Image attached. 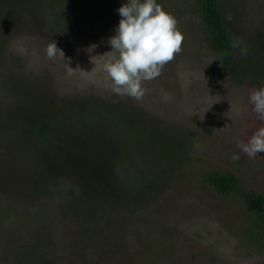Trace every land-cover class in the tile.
I'll list each match as a JSON object with an SVG mask.
<instances>
[{
	"label": "rangeland",
	"instance_id": "374dc122",
	"mask_svg": "<svg viewBox=\"0 0 264 264\" xmlns=\"http://www.w3.org/2000/svg\"><path fill=\"white\" fill-rule=\"evenodd\" d=\"M25 3L43 6L21 11ZM51 3L0 0V18L11 14L10 22L21 24L8 26L0 44V264H44L45 258L63 264H264V249L245 234L251 213L243 199L238 192L221 194L204 178L212 168L222 167L238 176L246 189L264 192V153L250 158L239 147L264 127L248 102L250 92L264 87V80L232 83L191 17L194 0H163V9L174 15L184 36L181 51L159 77L143 82L141 98L117 94L104 64L112 50L108 40L121 19L117 10L127 0H64L70 26L56 31L48 18ZM221 3L243 45L253 42L264 52V0ZM18 10L19 16L12 17ZM50 42L64 57H47ZM89 97L121 107L138 103L160 120L168 135L189 129L194 148L187 153L171 151L172 164L165 167V161L163 169L154 161L160 144L150 120L133 124L137 137L117 134L115 139L109 131L108 136H96V146L89 145L79 120L70 119L79 117L84 124L71 104ZM61 109L66 116L58 113ZM47 116L55 119L54 135L38 141L34 124ZM106 125L104 120L101 126ZM73 141L76 154L69 146ZM64 143L67 162L82 171L85 152L103 150L102 158L112 161L110 178L101 182L100 176L94 177L98 171H86L83 180L73 167L66 177L71 183L68 199L73 201L44 194L36 198L35 174L41 175L37 183L46 181L48 171L42 168L48 162L46 153L54 146L60 151ZM28 164L37 170L30 172ZM147 172L158 175L156 186H164L147 193L142 207L121 206L119 192L130 181L134 188H148ZM6 178L15 180V189ZM106 199H116L110 205L114 211L104 216L99 210H86L83 218L89 219L83 224L82 211L79 215L76 208H92L91 203L99 205ZM67 209H76L68 216L71 222ZM46 231L50 245L39 239ZM36 240L41 263L31 252L15 248L30 247Z\"/></svg>",
	"mask_w": 264,
	"mask_h": 264
},
{
	"label": "trees",
	"instance_id": "16d2710c",
	"mask_svg": "<svg viewBox=\"0 0 264 264\" xmlns=\"http://www.w3.org/2000/svg\"><path fill=\"white\" fill-rule=\"evenodd\" d=\"M157 3L161 4L163 7V0H157ZM193 4L194 10L191 11V17H194L197 27L204 35L205 42H207L208 47L220 63L221 67L229 75L232 83L237 85L261 83V79L264 80V52L261 51L260 48L257 47L253 42L251 43L250 47H245L242 43L243 41H241L232 32L225 18L221 0H194ZM21 6V11H24L27 10L28 7L42 8L43 4L41 3L39 5H31L25 3ZM49 6L51 7L50 12H52L51 14H48L51 28L54 31L68 29L70 26V17L64 7V0H52V3ZM165 11H167V8H165ZM10 15L11 14H9L7 17L0 18V44H4L2 35L8 26H21V24L17 23L15 20L13 23H11ZM16 16H19V10L15 14L12 13V17ZM241 49H246V54H241ZM71 105L77 111V114H82L80 116L85 120V122L83 124L79 117L76 119H70H73L75 122H77L76 120H79L82 128L80 126L79 127L86 134L85 142H87L89 145L90 143H93L94 146H96V136H98L100 133H102V137L108 136L106 133L109 131L114 134L115 139H117V134L123 135L124 138H130V136L137 137L135 132L136 127L133 126V124L150 120L152 123L151 128L154 130L153 133H155L153 136L155 135L154 138L157 140L158 144H160L157 147L159 148V152L155 155L154 161H156L157 165L161 166L163 169L165 168L162 164L165 161V167L172 164V161L169 159L171 156V151H173L175 154L178 152L187 153L194 148V136L191 134L189 129L188 131L187 128H183V130L180 131L179 129H175L173 133L168 135L165 131L164 125L160 123V120H157L155 115L144 111V109H142L138 103H130L125 107H121L96 97H89L83 98L80 101L77 100ZM58 113L62 114V116H66L63 109H61V111ZM54 120L55 119L53 116L39 118L34 124L32 131L34 138H37L38 141H44L48 138L51 139L55 131ZM104 120L105 124H107L106 127L101 126V124L103 125ZM95 127L96 129L99 128L100 130L97 129L94 131ZM89 130L93 131V134L95 135L88 133ZM150 134L152 133L150 132ZM61 139L62 138L56 140V142L61 141ZM69 146L72 153L76 154L74 151L75 142H71ZM103 153V150L99 151L96 149L85 152V163L83 164L84 169L82 171L80 167L76 166L77 164L72 166L67 162L68 157L66 154V143H64L63 149L60 151L54 146L51 152L46 153L48 154V162H46L47 164L42 163L44 164L42 168L48 171L47 179L46 181H43L42 178V181L37 183L40 181L41 175L36 173V183L32 187V192L34 195L36 194V198H38L39 195L44 194L48 196V198H53L55 200L61 199L63 202L73 201V199H68L70 198L69 189L71 183L69 182L67 184L66 179L67 175L73 172L71 170L73 167L74 170L79 171V174L77 173L76 175H81V179L83 180L84 177H82V174H84L86 171H98L94 177L98 180L100 176L101 182L103 180L106 183L107 178H110L112 173L110 170V164H112V161L104 160L102 158ZM177 156L181 157V155ZM80 160H84V157ZM105 161L108 164L105 163ZM27 167L29 168L30 172L37 170L34 166L31 167V164H28ZM5 173L7 174V170ZM146 174L148 176V188L144 191H142V188H134V181H130L128 185L124 186L121 192H119L118 200L121 206L127 207L130 204H135L139 207H142V203L146 201L145 198H149L148 195H152L154 192L156 193L159 187L164 186H156V182H158L156 181L158 177L156 173L150 175L147 172ZM33 176L34 174L31 173L29 178L31 179ZM204 178L223 195H228L232 192H238L240 197L243 199L246 208L251 213L249 216L251 223H249V226L246 229V237L250 238V241L253 242V244L264 249V192L262 193L255 190L253 191L246 189L238 176L228 172L227 170H224L222 167L212 168L205 174ZM14 181L15 180L6 178V184L12 186L15 189L16 186ZM93 187L97 188L94 183ZM113 190L117 191L115 187H113ZM115 201L116 199H106L99 205L91 203V205L94 206L92 208L90 206L88 209H82L83 207H78L76 209L79 210V215L81 213L80 211H82L81 220L84 224L85 219H89V217L83 218L88 214L86 210H99L102 215L109 216L112 211H114L110 209V205L115 203ZM76 206L79 205L76 204ZM76 209H67L68 211L65 212V215L67 216L68 220L70 219L68 217L69 214L71 212H75ZM59 215L63 216L62 211H59ZM108 221L109 219H107V222ZM48 230L50 231V228H48ZM86 231H88V229H86ZM39 239L46 242L44 245L51 244L48 239L47 231L41 235ZM40 240L33 241L30 247H23V249L21 247L15 248L21 252L22 250H24V252H31V254L36 257L35 261L41 263V258L38 259L37 249V247H39L38 244L40 243ZM11 242L12 241H9V243ZM43 263L63 264L50 258H45ZM4 264L8 263L4 262Z\"/></svg>",
	"mask_w": 264,
	"mask_h": 264
},
{
	"label": "clouds",
	"instance_id": "9594fccd",
	"mask_svg": "<svg viewBox=\"0 0 264 264\" xmlns=\"http://www.w3.org/2000/svg\"><path fill=\"white\" fill-rule=\"evenodd\" d=\"M117 11L121 19L115 35L108 40L112 50L104 70L114 92L139 99L144 94L143 82L159 77L163 67L181 51L184 36L174 15L166 12L157 0H127ZM246 51L241 49V54ZM57 54L64 57L57 44L50 42L47 57L54 59ZM248 102L257 117L264 120V87L250 92ZM239 147L250 158L264 153V127L246 143L240 142Z\"/></svg>",
	"mask_w": 264,
	"mask_h": 264
}]
</instances>
